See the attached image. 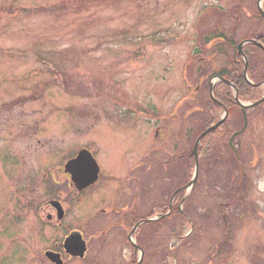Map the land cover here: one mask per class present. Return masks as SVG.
<instances>
[{
	"label": "rangeland",
	"instance_id": "374dc122",
	"mask_svg": "<svg viewBox=\"0 0 264 264\" xmlns=\"http://www.w3.org/2000/svg\"><path fill=\"white\" fill-rule=\"evenodd\" d=\"M256 3L0 0V264L38 260L37 250L29 247L31 224L36 217L45 218L44 202L50 198L72 207L73 192L60 170L79 148L95 151L110 191L125 178L127 160L163 146L154 140L159 123L162 134L165 130L171 142L176 140L183 132L178 121L187 110V73L197 41L207 40L217 26L238 31L239 41L264 30V24L254 20ZM228 52L232 57L231 49ZM219 58L220 63L225 60ZM260 120L249 127V137H264ZM252 149L258 167L253 187L241 196L249 207H240L238 215L253 219L240 221L244 229L235 238L238 264H264V143L248 146V159ZM199 163L202 184L189 189L191 201L216 196L225 200L224 193L234 188L221 189L222 184H231V178L223 176L219 164L206 159ZM194 167L187 179H193ZM51 185L57 186L58 196L49 193ZM89 197L80 199L86 203L80 209L72 207L66 221L84 226L85 234L94 204ZM210 232L204 235L197 226L190 264H206L216 245L228 247L218 230Z\"/></svg>",
	"mask_w": 264,
	"mask_h": 264
},
{
	"label": "flooded vegetation",
	"instance_id": "af4514ba",
	"mask_svg": "<svg viewBox=\"0 0 264 264\" xmlns=\"http://www.w3.org/2000/svg\"><path fill=\"white\" fill-rule=\"evenodd\" d=\"M254 1L258 10L254 20H264L261 14L264 1ZM223 28H213L207 38L212 40L208 43L204 39L198 40L194 48V61L187 73L190 79L186 87L189 90L187 110L183 119L178 121L185 137L180 130L176 140L171 142L167 131L162 134L158 122L154 140L163 146L154 147L147 154L141 151L127 160L125 178L110 191L103 184L105 169L95 151L88 147L79 148L67 161L74 160L80 151L88 150L99 166L97 181L80 190L74 175L66 171L67 165L60 170V175L73 192V209L84 206L86 203L80 199L88 194V201L94 200V204H90L93 213L87 217L90 223L87 224L88 232L85 234V227L74 222L66 224L68 212L72 209L65 208L69 202L48 199L44 202L47 215L45 218L36 217L30 227L28 244L37 250L38 257L32 263L190 264L189 249L199 225L204 235L218 230L228 244L227 248L214 246L206 264L240 262L239 251L235 249L236 234L244 229L239 226L240 221L250 223L253 218L239 216L238 209L249 205L241 200V196L253 187V173L258 167L253 149L249 159L246 150L253 144L264 143V137H249L251 132L248 131L253 122L264 120V30H256L249 38L239 41L238 31ZM228 49L233 52L232 57ZM220 56H225L221 63ZM217 124L220 125L208 132ZM197 143L199 171L194 188L202 184L199 162L204 160V154L207 163L219 164L223 176L231 178V184H222L221 189L230 185L234 188L231 193H224L225 200H216L219 197L216 196L215 199L191 201L193 192L189 193V189L194 177H187L193 165L196 169L193 149ZM73 172L76 175V170ZM235 173L238 176H234ZM54 183L62 186L58 181ZM57 186L51 185L52 192L47 186L48 192H55L58 196ZM210 186L216 188L215 184L210 183ZM211 187L206 186V190H213ZM155 215L159 217L151 221ZM76 234L78 236L69 241ZM80 239L84 242L85 254L83 257L73 256L69 251L77 252L73 248L81 247ZM207 247L202 250L204 258ZM51 256L53 259L49 258ZM248 260L251 263L250 258Z\"/></svg>",
	"mask_w": 264,
	"mask_h": 264
},
{
	"label": "water",
	"instance_id": "95a60500",
	"mask_svg": "<svg viewBox=\"0 0 264 264\" xmlns=\"http://www.w3.org/2000/svg\"><path fill=\"white\" fill-rule=\"evenodd\" d=\"M262 1H264V0H262ZM261 14L264 17L263 11H261ZM260 47L263 48L262 46H260ZM219 125L220 124L213 126L211 129H209L208 132L213 131ZM198 147H199V143L195 144L194 149H193V155L196 159V173H195L194 180L192 181L191 185H193L195 183L196 178L198 176V170H199L198 156H197ZM74 170H76V175L73 172ZM66 171H68L74 175L75 182H77L80 185L79 189L82 190V189L92 185L97 180L98 174H99V167H98L96 161L94 160V158L92 157V155L88 151L83 150L78 154L76 159L70 161L67 164ZM77 236L78 235L76 234L75 236L71 237V239H69V241H71L73 238H75ZM69 241L67 242V244L69 243ZM80 242H81L80 244H82L81 247H75L76 249L73 248V250H76L77 252H75V251L70 252L69 251V253H71V255L77 256V257H83L84 256L86 248H85L84 242L81 241V239H80ZM49 258L53 259L52 256ZM52 261H54V263H56L55 260H52ZM56 264H58V263H56ZM59 264H61V263H59Z\"/></svg>",
	"mask_w": 264,
	"mask_h": 264
},
{
	"label": "trees",
	"instance_id": "16d2710c",
	"mask_svg": "<svg viewBox=\"0 0 264 264\" xmlns=\"http://www.w3.org/2000/svg\"><path fill=\"white\" fill-rule=\"evenodd\" d=\"M255 22H260V23H263L264 24V20H261V21H256L255 20ZM253 34H255V33H253ZM251 35H246V37L245 38H249ZM210 38V37H209ZM212 39H207L206 40V43H208V42H210ZM252 65H253V62L251 63V65H250V67H252ZM258 65H261V64H258ZM257 65V66H258ZM202 157L204 158V159H206L207 160V158L204 156V154H202ZM201 157V158H202ZM16 245V244H15Z\"/></svg>",
	"mask_w": 264,
	"mask_h": 264
}]
</instances>
